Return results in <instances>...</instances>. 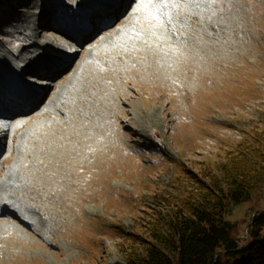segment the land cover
Segmentation results:
<instances>
[{
  "label": "rangeland",
  "instance_id": "1",
  "mask_svg": "<svg viewBox=\"0 0 264 264\" xmlns=\"http://www.w3.org/2000/svg\"><path fill=\"white\" fill-rule=\"evenodd\" d=\"M63 2L68 3L0 0L1 51L18 53L30 48L25 45L30 40L47 38L72 50L69 61L54 69L55 77L36 68L33 78L19 75L38 90L37 105L7 121L9 129L0 136V181L8 180L17 160L8 182L21 190L14 194L42 229L37 235L17 220L0 218V224L13 228L0 232V264L121 262L127 244L121 232L141 234L140 226L161 209L155 202L159 195L182 192L183 167L215 169L254 128L264 130V0H211L209 7L196 9L192 22L181 27L189 38L196 36L195 43H182L165 28L159 32L167 49L146 48L147 37L136 47L120 40L108 58L95 55L94 63L76 74L77 86L57 113L51 102L60 99L61 87L72 79L89 44L74 43L65 33L79 27L72 16L61 31L23 27L36 21L31 13L54 15ZM155 20L166 26L160 15ZM120 25L97 34L94 45ZM54 78L58 81L52 85ZM229 128L236 132L224 130ZM25 133L30 141L22 137ZM263 209L264 184L226 216L238 240H249L248 224Z\"/></svg>",
  "mask_w": 264,
  "mask_h": 264
},
{
  "label": "trees",
  "instance_id": "2",
  "mask_svg": "<svg viewBox=\"0 0 264 264\" xmlns=\"http://www.w3.org/2000/svg\"><path fill=\"white\" fill-rule=\"evenodd\" d=\"M182 192L160 194L161 209L140 227L121 232L124 256L113 264H264V209L248 224L249 240L235 236L226 220L264 184V130L253 131L228 150L215 169L183 167Z\"/></svg>",
  "mask_w": 264,
  "mask_h": 264
},
{
  "label": "bare ground",
  "instance_id": "3",
  "mask_svg": "<svg viewBox=\"0 0 264 264\" xmlns=\"http://www.w3.org/2000/svg\"><path fill=\"white\" fill-rule=\"evenodd\" d=\"M67 1L68 3L63 2L58 8H54V12H52L54 15L47 13H31V16L34 15L36 17V21L23 27L24 31H33L38 27L47 26L50 27L49 30H52L51 28L53 27L61 31L65 29L63 26L68 27L67 25H64V21L66 22L67 20L66 17L72 16V18L79 23V27L70 28L73 33H69V35L74 39V43L89 44V48L86 50L85 59L80 63L78 69L74 71L72 79L61 87L60 93L58 94L60 99L65 101H60L58 97L51 102L53 105V107H51V111H55L57 113H61V109L58 108L59 106H67V103L74 92V87L77 86L78 81L76 74L83 72L86 69L88 62L94 63L95 55H98L100 58H108V55L113 48L117 46V43L120 40L128 42L131 46L133 44L134 46L132 47H136L135 45L138 44V41L140 39H144L145 37L150 39L149 43L145 45L146 48L147 46H150L154 48L167 49L169 48V45L164 43L165 37L159 32L163 28L171 32L170 34L173 38L181 39L182 43H186L187 40L195 43L194 38H196V36L189 38V34L186 33L187 31L181 27H183L187 22H192L194 18L193 11L200 9L202 6H208L210 5L208 2H211V0H137L138 2L130 8L129 5L131 2L128 4L125 0H118L117 3H114L113 7H111L110 4H112L114 0H107L106 5L103 6L105 8H101L102 10H99L97 6L100 3H105L106 0ZM157 14L163 18L166 26L162 27V24H157L155 20ZM86 15L89 16L86 21H84V17H86ZM114 18L117 24L122 25H120V27L109 37L101 39L100 44L94 45L95 42L99 41L97 34L99 35L102 34V32L104 33V31L107 32L109 30L113 31L112 26L115 22L104 29H99L101 21L107 23L112 21ZM177 23L180 24L177 25ZM183 23L185 24L182 25ZM211 28L213 29V27ZM88 29L89 33L81 39L75 33L77 32L81 34ZM131 34H135L138 37L135 38L131 36ZM206 36H208V34H205V37ZM34 37L35 36L31 35L30 39H34ZM199 37L200 36H197V39ZM28 40L29 38L27 41ZM25 45H29L28 47L30 48L21 49L18 53H16L14 50L6 51V49H4V51H1L2 46L0 44V136H2L7 129H9L7 124L8 119L19 117L23 115L26 110L33 111V107L36 108L35 106L37 105L36 93L38 90L33 91L31 90L32 87L30 84H23L20 81L19 75L24 72L23 74L28 76L26 77L27 79L33 78L36 75L35 73H37L33 71L34 68H36L47 69L44 71V74H51L55 77L56 72H54V69L67 63L69 61V55L72 52V50L67 51L65 48L60 49L58 45L62 44L55 43L54 40L48 38L42 43H32L30 40V42ZM14 47L16 48L17 45ZM72 61L70 62L71 64L67 66L68 68L73 65ZM65 71L66 70H64V73ZM56 81L58 80L54 78L52 85H54ZM47 83L48 82L45 83V86ZM20 90L23 91V93H21ZM48 95L50 96L51 93H48ZM34 98L35 100L31 101ZM54 104H56L57 107H55ZM31 117H33V115H31ZM25 123V121H22V125ZM13 128L18 129L16 126ZM38 128L39 127L35 126V129ZM34 130L31 132H34ZM224 130L226 132H236L235 129L230 128ZM30 136L31 134L25 133L22 137L27 142L30 141ZM16 164L17 160L10 166L9 171L6 174V179L9 180L13 177L12 174L15 173L17 168ZM1 178L2 176L0 174V180ZM8 180L0 181V218H11L12 220H17L18 224L22 227H32V231H34L37 235H40L42 227L39 228V218L35 216L31 209L24 207V205L22 206L19 203L21 199H18L14 192L21 190H19L14 183L8 182ZM17 215H20L25 221L23 222L22 220H19ZM11 229L13 228L0 224V232L11 231Z\"/></svg>",
  "mask_w": 264,
  "mask_h": 264
}]
</instances>
